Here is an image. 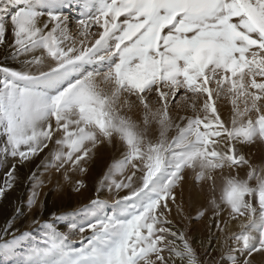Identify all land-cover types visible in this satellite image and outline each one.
Instances as JSON below:
<instances>
[{"label": "snow or ice", "instance_id": "1", "mask_svg": "<svg viewBox=\"0 0 264 264\" xmlns=\"http://www.w3.org/2000/svg\"><path fill=\"white\" fill-rule=\"evenodd\" d=\"M66 9H76L75 20ZM0 54L17 65L0 64V199L19 168L47 150L28 177L39 236L16 227L17 204L0 224V256L12 264H264V151L258 162L246 151L264 149V0H0ZM104 147L117 156L96 191L117 198L97 195L43 219L39 168L78 192ZM188 172L207 192L195 217L211 213L208 246L201 241L207 261L184 226ZM61 223L79 234V247Z\"/></svg>", "mask_w": 264, "mask_h": 264}, {"label": "rangeland", "instance_id": "2", "mask_svg": "<svg viewBox=\"0 0 264 264\" xmlns=\"http://www.w3.org/2000/svg\"><path fill=\"white\" fill-rule=\"evenodd\" d=\"M66 14L73 17L75 20L77 11L76 9H66ZM11 39V37H9ZM0 64L15 67L17 66L13 61H4L2 54H0ZM220 111L227 115L230 111V104L227 101L220 102ZM184 114V113H181ZM131 115L139 119L140 111L133 110ZM175 115V113H173ZM246 151L254 154L253 161L258 162L260 159L261 152L264 151L259 145L250 147ZM47 150L40 156L34 158L26 166L19 168L17 173V182L13 189L7 191L6 196L0 199V224H3L6 217L11 216L14 207L19 204L23 207L24 215L21 216L16 221V227L20 228L22 231H31L34 237L39 236L38 229L31 224L32 214L29 212L27 207V199L31 191L32 185L30 184L28 177L37 171V166L41 165ZM117 154L107 148H101L98 152L94 161L89 165V171L87 175L82 177L85 181V187L80 191H74L72 185L67 184L63 181V178L54 171H46L43 167L39 168L38 175L44 180L43 187L39 189V201L42 205L41 216L43 219H50L52 213L62 214V213H72L73 211L83 207L88 204L92 199H96L97 195L101 200L109 201L116 199L115 192H109L107 188L101 189L98 194L96 189L100 180L104 177V174L108 170V166L112 163L113 157ZM19 167V166H18ZM241 173L244 174V170L241 169ZM5 177V169H0V184H3ZM50 178V179H49ZM184 188V200H185V211L191 217L190 220L184 222V226L190 231V235L193 238L194 245L200 252L202 258L206 261L208 256L205 253V247H207L208 239V229L207 225L210 223L211 213L206 214L202 219H196V209L203 203H205V198L207 192H199V186H194L191 172L187 173V179L183 185ZM197 193L198 195L189 204L190 193ZM124 193L121 192L120 195ZM179 195V192H178ZM200 204V205H199ZM172 218L177 219L175 214V209H173ZM76 222H80V217L76 218ZM60 231L69 235L72 241H75L74 247H79V234L70 232L68 225L66 223H61L58 225ZM201 241L205 242V247H201ZM26 242V246H27ZM213 247L216 251L213 252V256L219 257V245L216 241H213ZM259 259V257L257 258ZM0 264H12V258L0 256Z\"/></svg>", "mask_w": 264, "mask_h": 264}, {"label": "bare ground", "instance_id": "3", "mask_svg": "<svg viewBox=\"0 0 264 264\" xmlns=\"http://www.w3.org/2000/svg\"><path fill=\"white\" fill-rule=\"evenodd\" d=\"M200 205V204H199Z\"/></svg>", "mask_w": 264, "mask_h": 264}]
</instances>
